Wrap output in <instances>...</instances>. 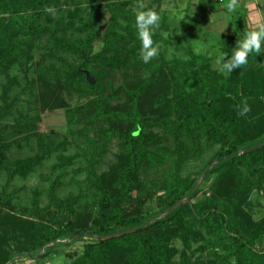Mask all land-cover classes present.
<instances>
[{
    "label": "trees",
    "instance_id": "obj_1",
    "mask_svg": "<svg viewBox=\"0 0 264 264\" xmlns=\"http://www.w3.org/2000/svg\"><path fill=\"white\" fill-rule=\"evenodd\" d=\"M52 2L0 0V17L9 15L14 18L17 32L32 41L45 39L50 52L56 54L60 71L63 70L62 64L66 63L63 60L65 55L76 58V63L69 65L68 76L71 81L78 79V84L85 85L94 96L87 108L93 111L95 120L119 125L113 127L112 134L118 137L124 158L110 185L90 170L92 186L98 196V212L91 225L79 222L72 202L59 200L55 196L57 187L53 185L48 193L51 204L47 209L37 211L36 218L41 217L45 224L23 221L24 231L22 227L21 230L24 233L19 231L21 236L18 239L11 229L0 234V264H10L18 255L26 260L44 262L55 251L68 248L84 238L91 243L85 244L80 254H66L71 264H176L168 247L172 236L166 233L178 234L186 244L189 237L181 234L186 219H191L193 224H201L209 236L206 244L218 247L220 253L210 264H264V251L256 248L257 243L263 240L264 226L248 218L236 221L231 211L236 205L231 200L219 198L229 185L238 181L242 194L248 195L254 189L264 188V113L257 110L264 106V54L257 57L253 54L246 66L234 69L228 76H214L207 72L204 58L193 54L186 63H174L168 75L162 70L158 74L155 65H143L138 60L141 41L131 47L123 61L115 55L108 59L103 55L93 57L94 48L99 44L106 49L115 47L116 30L120 27L118 12L123 8L121 3L105 4L109 18L99 36L94 29L99 16L94 5L84 9L76 7L72 11L59 9L58 17L54 18L49 13ZM20 14L22 18L19 19ZM151 38L156 37L153 35ZM11 50L10 46L0 45V65L11 55ZM126 61L134 65L133 68L138 66L144 72V79L132 90L131 102L127 106L116 107L105 97L99 81L102 67L99 70L94 65L121 68ZM83 71L95 80L94 85L87 82ZM161 75L169 80L168 85L161 88L162 94L156 91L161 85L157 82ZM148 95L154 98L156 105L161 106L158 108L146 101L144 98ZM245 103L250 111L242 117L239 110ZM172 106L176 121L174 127L172 120L168 119ZM160 109H163V116ZM155 124L161 125L164 131L172 130L175 144V160L170 176L173 191L161 204L160 212L167 213L185 199L197 198V179L181 175L182 162L200 159L207 153L210 157L203 171L217 162L205 176L215 175L209 188L211 197L201 203L190 201L182 204L173 209L168 217L151 223L144 230L98 241L99 238L139 229L156 216H147L142 211L126 212L120 207L131 200L133 192L139 187L141 169L151 166L152 162H159L158 157L147 152L150 145L144 136L145 130ZM21 134V131L16 133L17 136ZM10 138L0 136V163L2 153L7 149L3 142ZM259 146L261 148L257 150L241 154ZM28 167L19 165L6 169L13 176L25 173ZM8 200L7 195H0V207L6 206ZM1 222L3 226L8 224L2 219ZM193 224L189 228H193ZM86 234L90 236L86 237ZM75 236L81 238L73 240ZM13 244H16L14 250L11 249ZM51 244H54L53 247L45 248ZM186 247L189 248L188 244Z\"/></svg>",
    "mask_w": 264,
    "mask_h": 264
},
{
    "label": "rangeland",
    "instance_id": "obj_2",
    "mask_svg": "<svg viewBox=\"0 0 264 264\" xmlns=\"http://www.w3.org/2000/svg\"><path fill=\"white\" fill-rule=\"evenodd\" d=\"M117 1L123 8L118 12L120 27L116 30L115 47L106 49L99 44L94 48L93 57L103 55L108 59L115 55L123 61L131 47L141 41L135 24L137 12L152 10L160 16L158 27L152 30V36L156 37L152 40L157 55L144 63L139 52L137 57L141 64L155 65L158 74L162 70L168 75L174 63H186L193 54L204 58L206 71L214 76L230 74L220 71L216 58L217 53L223 51L227 53L226 59L230 58L242 37L240 28L245 21L243 0H235L232 10L228 9L232 0H53L49 13L56 18L59 9L72 11L76 7L84 9L94 5L99 13L94 29L100 36L109 18L105 4ZM18 18H22V14ZM17 29L14 18L9 15L0 17V45L12 47L11 55L0 65V136L12 137L3 142L7 149L3 151L0 163V195L9 197L7 205L0 207V234L11 229L15 231L16 239L21 236L18 232L22 231L23 221L45 224L41 217L36 218L37 211L47 209L51 204L48 193L53 185L57 187L55 196L59 200L72 202L79 222L91 225L98 212V196L92 186L90 170L110 185L124 158L119 139L112 134L113 127L119 125L95 120L93 111L87 108L94 96L85 85L78 84V79L73 82L68 76L69 65L75 64L76 58L65 55L63 60L66 63L62 64L63 70L60 71L56 54L50 52L45 39L32 41L19 34ZM94 66L99 70L102 67L99 81L111 105L127 106L131 102L132 90L143 81L144 72L138 66L133 68L129 61L121 68ZM157 82L161 85L156 91L162 94L161 88L168 85L169 80L161 75ZM144 99L155 107L161 106L156 105L150 95ZM172 109L174 106L168 119L172 120L174 127L176 121ZM257 110L264 113V106ZM160 115L163 116V109H160ZM19 131L23 132L21 136L16 135ZM144 136L150 145L147 152L158 157L159 162H152L151 166L141 169L139 187L131 200L120 207L126 212L142 211L147 216L156 215L152 221L165 214L160 212L161 204L173 191L170 176L175 144L172 130L164 131L161 125L148 127ZM209 157L207 153L200 159L182 162L181 175L199 181L197 198L189 199L187 203H201L211 197L209 188L215 175L205 176L213 167L200 181ZM19 165L29 167L23 174L10 176L6 167L14 169ZM219 198L231 200L237 206L232 205L231 208L236 221L248 218L264 226V188L254 189L248 195L242 194L238 181L229 185ZM1 219L8 224L3 226ZM191 224L192 220L186 219V226L181 231L189 237L186 244L178 234L166 233L172 236L168 242L172 261L176 264L213 263L220 253L218 247L206 244L209 236L201 224H193V228H189ZM87 243L91 241L84 238L68 248L59 249L43 264H71L66 254H80ZM15 245H11V249L14 250ZM256 248L264 251V237ZM19 257L16 256L13 263L26 261Z\"/></svg>",
    "mask_w": 264,
    "mask_h": 264
},
{
    "label": "clouds",
    "instance_id": "obj_3",
    "mask_svg": "<svg viewBox=\"0 0 264 264\" xmlns=\"http://www.w3.org/2000/svg\"><path fill=\"white\" fill-rule=\"evenodd\" d=\"M234 4L235 0H232V3L228 5V9L232 10ZM159 20L160 16L158 13L152 10L139 11L135 16L137 35L141 40V57L144 63L150 62L157 55V49L153 46L151 37L152 30L158 27ZM253 54L256 57L264 54V25L257 30L249 31L243 36L242 40L237 41L230 58L226 59L227 53L225 51L218 52L216 63L220 66L221 72L231 73L234 69L246 66L249 62V57ZM249 111L250 108L245 103L240 108L239 115L242 117L246 116Z\"/></svg>",
    "mask_w": 264,
    "mask_h": 264
},
{
    "label": "crops",
    "instance_id": "obj_4",
    "mask_svg": "<svg viewBox=\"0 0 264 264\" xmlns=\"http://www.w3.org/2000/svg\"><path fill=\"white\" fill-rule=\"evenodd\" d=\"M243 8L245 10V21L244 25L241 24L240 29L241 34L244 36L249 31L257 30L264 25V0H243ZM20 264H43V262L26 260Z\"/></svg>",
    "mask_w": 264,
    "mask_h": 264
},
{
    "label": "water",
    "instance_id": "obj_5",
    "mask_svg": "<svg viewBox=\"0 0 264 264\" xmlns=\"http://www.w3.org/2000/svg\"><path fill=\"white\" fill-rule=\"evenodd\" d=\"M83 73H84V75L86 76V80H87V82H88L91 86L94 85V84H95V80L89 75V73L86 72V71H83ZM259 148H261V147H257V148H254V149H248V150L243 151L241 154H243V153L246 154V153H249V152H251V151L257 150V149H259ZM216 164H217V162L212 163V164L207 168V170L204 171L203 175L200 177V181L202 180V178L204 177V175L208 172V170L212 169V167H214ZM198 185H199V181L196 182L195 189L198 188ZM188 200H189V199H185V200L182 201L181 203L175 205L172 209H170L167 213H165L161 218H163V217L169 215V214L173 211V209L177 208L178 206H181L182 204H186V203L188 202ZM156 220H158V219H155V220H152V221L148 222L145 226H143V227H141V228H139V229H134V230H132V231H128V232L121 233V234L114 235V236H110V237L99 238L98 241H108V240H111V239H115V238L123 237V236H125V235H130V234H132V233H134V232H136V231H138V230H142V229L146 228L148 225H150L151 223L155 222ZM85 236H86V237H87V236H90V234H86ZM80 238H81V236H75V237H73L72 239H73V240H78V239H80ZM53 245H54V244H51V245H49V246H47V247H45V248H51V247H53ZM42 254H43V253H42ZM14 260H15V259H14ZM14 260H13L10 264H13Z\"/></svg>",
    "mask_w": 264,
    "mask_h": 264
},
{
    "label": "built area",
    "instance_id": "obj_6",
    "mask_svg": "<svg viewBox=\"0 0 264 264\" xmlns=\"http://www.w3.org/2000/svg\"><path fill=\"white\" fill-rule=\"evenodd\" d=\"M220 2H221V0H220Z\"/></svg>",
    "mask_w": 264,
    "mask_h": 264
}]
</instances>
